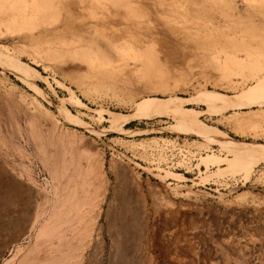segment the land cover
<instances>
[{
    "label": "rangeland",
    "instance_id": "rangeland-1",
    "mask_svg": "<svg viewBox=\"0 0 264 264\" xmlns=\"http://www.w3.org/2000/svg\"><path fill=\"white\" fill-rule=\"evenodd\" d=\"M0 125V264H264V0H0Z\"/></svg>",
    "mask_w": 264,
    "mask_h": 264
},
{
    "label": "bare ground",
    "instance_id": "bare-ground-1",
    "mask_svg": "<svg viewBox=\"0 0 264 264\" xmlns=\"http://www.w3.org/2000/svg\"><path fill=\"white\" fill-rule=\"evenodd\" d=\"M17 77H18L19 79H22V77H21V75H20L19 73L17 74ZM224 107H225V106H224ZM227 107H229V106H227ZM231 107H232V106H231ZM0 126H1V125H0ZM1 128H2V127H1ZM36 132H37V131H36ZM2 133H3V132H2ZM37 133H38V132H37ZM22 136H23V135H22ZM46 140H47V139H46ZM50 142H51V141H49V143H50ZM1 143H2V142H1ZM40 143H43V142H40ZM59 144H60V143H59ZM55 146H56V145H55ZM39 147H40V146H39ZM42 147H43V146H42ZM42 147H41V149H42ZM23 148H24V147H23ZM233 148L236 150V152H238V153H239L240 155H242V156H248V155H250V153H251L250 150L245 149V148H242V147L240 148V147H238V146H235V147H233ZM15 149H16V148H15ZM15 149H14V150H15ZM19 155H20V153H19ZM20 157H21V156H20ZM44 157H45V156H44ZM61 159H62V158H61ZM44 160H45V159H44ZM62 160H63V159H62ZM61 162H62V161H61ZM88 162H90V161H88ZM96 162H97V160H96ZM66 163H67V162H66ZM45 164H46V163H45ZM67 164H68V163H67ZM71 164H72V163H70L69 165L71 166ZM97 164H98V163H96V165H97ZM85 165H86V164H85ZM90 165H91V163H90ZM96 165H95V166H96ZM44 166H45V165H44ZM45 167H46V166H45ZM80 167H81V166H80ZM91 167H92V166H90V168H91ZM97 167H98V166H97ZM101 167H102V166H101ZM58 168H59V167H58ZM61 168H62V167H61ZM63 168H65V166H64ZM56 169H57V168H56ZM88 169H89V168H88ZM93 169H94V168H93ZM58 170H59V169H58ZM60 170H61V169H60ZM75 170H76V169H75ZM89 170L91 171L92 168L89 169ZM77 171H78V170H77ZM85 171H86V170H85ZM87 171H88V170H87ZM90 171H88V172H90ZM95 171H96V170H95ZM95 171H93V172H95ZM97 171H98V169H97ZM2 172L5 173L4 171H2ZM56 172H57V171H56ZM91 172H92V171H91ZM3 173H2V174H3ZM83 173H84V172H83ZM95 173H96V172H95ZM4 175H6V173H5ZM4 175H3V176H4ZM93 175H94V174H93ZM0 176H1V174H0ZM54 176H55V175H54ZM90 176H91V175H90ZM90 176H89V177H90ZM68 177L70 178V176H68ZM91 177H92V176H91ZM91 177H90V178H91ZM94 177H95V175H94ZM57 178H58V177H57ZM85 178H86V176H85ZM0 179H1V178H0ZM67 179H68V178H67ZM71 179H72V178H71ZM86 179H87V178H86ZM4 180H5V179H4ZM68 180H69V179H68ZM97 180H98V179H97ZM1 181H2V180H1ZM87 181H88V180H87ZM3 182H4V181H3ZM84 182H85V181H84ZM63 184H64V183H63ZM68 184H69V182H68ZM85 184H86V183H85ZM85 184H84V185H85ZM0 185H1V184H0ZM88 185H89V184H88ZM57 186H58V185H57ZM94 186H95V185H94ZM75 187H76V186H75ZM102 187H104V186H102ZM82 188H83V187H82ZM84 188H85V187H84ZM93 188H94V187H93ZM85 189H86V188H85ZM94 189H95V188H94ZM70 190H71V189H70ZM78 190H79V189H78ZM87 190H88V189H87ZM89 190H90V189H89ZM89 190H88L87 192L84 190L85 193H86L87 195H88ZM98 190H99V189H98ZM72 191H73V190H72ZM94 192H96V189H95ZM94 192L92 191V193H94ZM83 193H84V192H83ZM62 194H63V193H62ZM75 194H76V193H75ZM86 194H85V195H86ZM119 194H120V193H119ZM64 195H65V193H64ZM73 195H74V194H73ZM81 195H82V194H81ZM87 195H86V196H87ZM101 195H102V194H101ZM91 196H92V195H91ZM96 196H97V195H96ZM98 196H99V195H98ZM102 196H103V195H102ZM121 196H122V195H121ZM71 197H72V196H71ZM73 197H74V196H73ZM73 197H72V198H73ZM79 197H80V196H79ZM11 198H12V197H11ZM68 198L72 200V198H70L69 196H68ZM97 198H99V197H97ZM87 199H90V200H91V197H90V198L87 197ZM71 200H70V201H71ZM49 201H50V200H49ZM78 201H79V200H78ZM84 201H86V200H83V201H81V202L83 203ZM88 201H89V200H88ZM96 201H97V200H96ZM4 202H5V201H4ZM81 202H80V204L76 202V205L79 204L78 206H80V205L83 206V205L86 204V202H84L83 204H81ZM93 202H94V201H93ZM97 202L99 203V201H97ZM41 203H42V202H41ZM66 203H68V202H66ZM73 203H74V202H73ZM3 204H4V203H3ZM64 204H65V202H64ZM87 204H88V202H87ZM87 204H86V205H87ZM0 205H1V204H0ZM4 205H5V204H4ZM76 205H75V203H74V205H73V206H74V210H72L73 207H71V205H70V208H68V209H70V210H72V211H76V210H78V209L81 208V206H80V208H78V206H76ZM89 205H90V203H89ZM94 205H95V203H94ZM98 205H99V204H98ZM65 206H66V205H65ZM75 206L77 207V209L75 208ZM96 206H97V205H96ZM96 206H94V209H95ZM89 207H91V206H89ZM62 208H63V207H62ZM62 208H61V209H62ZM91 208H93V205H92ZM91 208H90V209H91ZM75 209H76V210H75ZM94 209H93V210H94ZM115 209H116V208H115ZM59 210H60V209H59ZM62 210H63V209H62ZM65 210H66V209H65ZM70 210L68 211L69 214H71V211H70ZM124 210H125V209H124ZM66 211H67V210H66ZM66 211H65V212H66ZM43 212H44V210H43ZM68 212L64 214L66 220L68 219V216H69V215H68V216L66 215V214H68ZM82 212H83V211H82ZM82 212H81V213H82ZM87 212H88V211H87ZM87 212H86V213H87ZM89 212H90V211H89ZM89 212H88V213H89ZM92 212H94V211H92ZM96 212H97V211H96ZM57 213H58V212H57ZM60 213H61V212H59V214H60ZM79 213H80V212H79ZM83 213H85V212H83ZM83 213H82V214H75V215H77V216H78V215H83ZM86 213H85V214H86ZM90 213H91V212H90ZM90 213H89V214H90ZM108 213H109V212H108ZM72 214H73V213H72ZM54 215H55V214H54ZM75 215L73 216V218L75 217ZM77 216H76V217H77ZM83 216L87 217V215H83ZM83 216H82V217H83ZM37 217H38V215H37ZM57 217H58V216H57ZM57 217L55 216V219H56ZM63 217H64V216H63ZM63 217H62V218H63ZM69 217H70V216H69ZM78 217H80V216H78ZM91 217L93 218V216H91ZM91 217L89 218V220L93 221V220L91 219ZM52 218H53V217H52ZM59 218H60V217H59ZM65 218H63V219L60 218V219H61V220H64ZM73 218H71V220H72ZM96 218H98V217H96ZM109 218H110V221H111V224H112V221L114 220V219H113L114 216L112 215V213H109ZM115 218H116V217H115ZM119 218H120V217H119ZM40 219H41V218H40ZM81 219H82V218H81ZM81 219H80V220H81ZM94 219H95V217H94ZM120 219H121V218H120ZM120 219H119V220H120ZM27 220H28V219H27ZM56 220H57V219H56ZM61 220H60V221H61ZM82 220H84V219H82ZM89 220H88V224H89V227H91L92 224H91V226H90V223H93V222L90 221V223H89ZM135 220H136V219H135ZM39 221H40L39 219H36V220L34 221V225H33V227L31 228V230L29 231V234H30L33 230H35L36 225L38 224ZM50 221H51V220H48V221H46L45 223H43V224L38 228V230H37V233H36L37 238H36V240L41 241V242H39L40 245L38 244V246H40V247H41V245H42V246H48V245H50L51 238L53 237L54 233H56L55 231L57 230V228H56V227L54 228V226L51 225V222H50ZM54 221H55V220H54ZM77 221H78V220H77ZM57 222L59 223V221H57ZM61 222H62V221H61ZM69 222H71V221L69 220ZM86 222H87V221H86ZM119 222H120V221H119ZM16 223H17V222H16ZM18 223H19V222H18ZM29 223H30V222H29ZM39 223H40V222H39ZM64 223H65V222H64ZM66 223H67V222H66ZM80 223H81V222H80ZM13 224H15V223H13ZM13 224H12V225H13ZM52 224H53V223H52ZM55 224H56V223H55ZM86 224H87V223H86ZM88 224H87V227H88ZM114 224H115V223H114ZM119 224H120V223H119ZM57 225H58V224H57ZM60 225H63V224H60ZM115 225H116V224H115ZM26 226H27V225H26ZM30 226H31V225H30ZM74 226H76V224H75ZM81 226H82V225H81ZM81 226H80V227H81ZM84 226H86V225L84 224V225H83V228H84ZM125 226H126V224H125ZM129 226H130V225H129ZM78 227H79V226H78ZM87 227H85V228H87ZM111 227H112V226H111ZM119 227H120V225H119ZM10 228H11V227H10ZM19 228H20V226H19ZM25 228H26V227H25ZM58 228H59V227H58ZM61 228H62V227H61ZM81 228H82V227H81ZM83 228H82V229H83ZM124 228H125V227H124ZM124 228H123V229H124ZM126 228H127V227H126ZM128 228H129V227H128ZM128 228H127V229H128ZM134 228H135V227H134ZM12 229H13V228H12ZM14 229H15V228H14ZM22 229H23V227H22ZM87 229H88V228H87ZM91 229H92V227H91ZM119 229H120V228H119ZM123 229H122V230H123ZM130 229H131V228H130ZM16 230H17V229H16ZM19 230H21V229H19ZM23 230H24V229H23ZM23 230H21V231L24 232ZM75 230H76V229H75ZM75 230H73V231L75 232ZM80 230H81V229H80ZM73 231H72V232H73ZM82 231H83V230H82ZM87 231H88V230H87ZM89 231H91V230H89ZM124 231H125V230H124ZM14 232H15V231H14ZM74 232H73V233H74ZM77 232H78V231H77ZM85 232H86V230H85ZM113 232H114V231H113ZM24 233H25V232H24ZM60 233H61V232H60ZM60 233H59V234H60ZM69 233L71 234V232H69ZM90 233H91V232H89V234H90ZM97 233H99V232H97ZM127 233H128V232H127ZM12 234H13V232H12ZM59 234H58V235H59ZM77 234H79V233H77ZM87 234H88V233H87ZM8 235H9V234H8ZM15 235H17V234L15 233V234L12 235V236H15ZM82 235H84V234L82 233ZM97 235H98V234H97ZM109 235H111V234H109ZM131 235H132V234H131ZM134 235H135V233H134ZM3 236H4V235H3ZM6 236H7V235H6ZM12 236H10V237H11L10 239H12ZM79 236H80V234H79ZM90 236H91V234L89 235V237L87 236L86 238L89 239V238H91ZM125 236H127V235H125ZM15 237H16V236H15ZM75 237H77V236H74V238H72V239H75ZM82 237H83V236H81V238H82ZM99 237H100V236H99ZM115 237H116V236H115ZM1 238H3V237H1ZM13 238H14V237H13ZM84 238H85V236H84ZM84 238H83V239H84ZM123 238H126V237L123 236ZM8 239H9V238H8ZM62 239H66V237H65V238H62ZM77 239H78V237L76 238V241H78V240L81 241L80 238H79L78 240H77ZM4 240H5V239H4ZM12 240H15V238L12 239ZM34 240H35V239H34ZM57 240H58V239H57ZM59 240H60V239H59ZM84 240H85V239H84ZM122 240H123V239H122ZM125 240H126V239H125ZM7 241H8V240H7ZM60 241H61V243H62V240H60ZM72 241H73V240H72ZM72 241H71V242H72ZM76 241H75V243H76ZM90 241H91V239H90L89 241H87V243L84 242L83 244L86 243L85 245L88 246V248H89ZM101 241H102V240H101ZM126 241L128 242V240H126ZM3 242H5V241H3ZM71 242H69V243H71ZM81 242H82V241H81ZM99 242H100V241H99ZM114 242H115V241H114ZM123 242H124V241H123ZM127 242H126V244H128ZM63 243H64V242H63ZM63 243H62V245H63ZM75 243L72 242L71 245H69V247H71V246H73V245L75 246V245L77 244V243H76V244H75ZM101 243H102V242H101ZM124 243H125V242H124ZM2 244H3V243H2ZM34 244H36V243H34ZM34 244H33V245H34ZM57 244H58V242H57ZM72 244H73V245H72ZM115 244H116V245H114V244H113V245L116 246V248H117V244H118V248L115 249L116 251H115V250H114V251L117 253L116 256H117V258H118V262L120 263V258H121V257H120V255H121V254H120V242H117V240H116ZM36 245H37V244H36ZM67 245H68V244H67ZM79 245L81 246V244H79ZM85 245H84L83 248L86 247ZM59 246L61 247L60 243H59ZM80 246H76V247H78V248L75 247V249H77V250H78V249L80 250V248L82 249V246H83V245H82L81 247H80ZM99 246H101V245L99 244ZM50 248H51V249H52V248L55 249L56 246L53 245V247L51 246ZM57 248H59V247H57ZM34 249L36 250V248H34ZM66 249H67V248H66ZM86 249H87V248H86ZM44 250H45V249H44ZM48 250H50V249L48 248ZM48 250H47V251H48ZM67 250H68V249H67ZM70 250H71V249H70ZM73 250H74V249H73ZM77 250H75V251H77ZM79 250H78V251H79ZM19 251H20V248H18V251H17V252H19ZM62 251H63V250H62ZM80 251H81V250H80ZM122 251H123V250H122ZM122 251H121V252H122ZM124 251H125V250H124ZM124 251H123V252H124ZM28 252H29V251H28ZM43 252H44V253H43ZM43 252H39V253H41V255H42V254L45 255V253H48V252H46V250L43 251ZM53 252H54V251H53ZM73 252H74V251H73ZM81 252H83V251H81ZM49 253H50V252H49ZM76 253H77V252H76ZM125 253H126V252H125ZM58 254H59V253H58ZM67 254H68V252H67ZM69 254H70V253H69ZM69 254H68V255H69ZM72 254H73V253H72ZM46 255H48V254H46ZM50 255H52V254H50ZM70 255H71V254H70ZM70 255H69V256H70ZM77 255H78V254H77ZM128 255H129V254H128ZM128 255H127V256H128ZM35 256H36V255H35ZM42 256H43V255H42ZM42 256L40 257V259L43 258ZM69 256H68V257H69ZM74 256H75V255H74ZM81 256H82V255H81ZM112 256H113V254H112ZM78 257H79V256H77V258H78ZM90 257H91V256H90ZM110 257H111V256H110ZM113 257H114V256H113ZM113 257H112V258H113ZM129 257L131 258V256H129ZM33 258H35V257H32V259H33ZM38 258H39V257H38ZM38 258H37V259H38ZM60 258H61V257H60ZM70 258H72V257H70ZM37 259H36V260H37ZM74 260H75V259H74ZM125 260H126V259H125ZM30 261L34 262L35 260H34V261H33V260H30ZM30 261H27V263L30 262ZM52 261H53V260H52ZM21 262H22V261H21ZM24 262H25V261H24ZM44 262H45V264H49V263H50L48 258H46V259L44 260ZM56 262H57V261H56ZM67 262H68V261H67ZM62 263H63V262H62ZM37 264H39V263H37ZM58 264H59V263H58ZM77 264H78V263H77ZM116 264H117V263H116Z\"/></svg>",
    "mask_w": 264,
    "mask_h": 264
}]
</instances>
